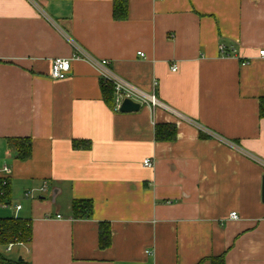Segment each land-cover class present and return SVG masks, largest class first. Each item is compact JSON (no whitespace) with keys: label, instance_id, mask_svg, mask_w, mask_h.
Wrapping results in <instances>:
<instances>
[{"label":"crops","instance_id":"obj_1","mask_svg":"<svg viewBox=\"0 0 264 264\" xmlns=\"http://www.w3.org/2000/svg\"><path fill=\"white\" fill-rule=\"evenodd\" d=\"M220 43L237 57H221ZM76 46L166 108L120 112L115 93L109 107L103 69ZM260 49L264 0H127L122 19L113 0H0V168L31 224L16 255L29 264H210L223 253L225 264H264ZM58 57L71 69L52 79ZM158 124L174 125L175 138L155 139ZM10 138L31 141L29 158H16ZM42 184L49 201L24 196ZM74 199L91 200L90 218L72 217Z\"/></svg>","mask_w":264,"mask_h":264},{"label":"trees","instance_id":"obj_2","mask_svg":"<svg viewBox=\"0 0 264 264\" xmlns=\"http://www.w3.org/2000/svg\"><path fill=\"white\" fill-rule=\"evenodd\" d=\"M127 0H113V16L115 19L126 17ZM101 92L104 102L112 108L113 106V84L101 78ZM259 117H264V97L259 99L258 107ZM176 128L174 125L158 124L155 126V139L172 140L175 138ZM8 145L16 153V158L25 160L31 155L32 143L29 139L10 138ZM84 145V144H83ZM74 147L79 144L74 143ZM2 179V177H0ZM8 186L3 189L4 194L0 196V201L9 200L10 196V177ZM0 187V191H1ZM71 215L73 218H90L92 213V202L89 199H74L71 202ZM98 243L100 248H105L110 244V227L109 223L101 221L98 223ZM31 239V224L29 219L13 216L0 217V248L7 247L9 244L27 243ZM210 264H225L224 254L211 256L208 258ZM0 264H29L25 260H8L0 253Z\"/></svg>","mask_w":264,"mask_h":264},{"label":"built area","instance_id":"obj_3","mask_svg":"<svg viewBox=\"0 0 264 264\" xmlns=\"http://www.w3.org/2000/svg\"><path fill=\"white\" fill-rule=\"evenodd\" d=\"M218 53L221 57H237V48L233 44L227 45L224 43H220L217 46ZM76 51L78 52L79 56H85L90 61L96 62L102 69V74L104 76V79L111 81L114 88L115 93V108L119 109L120 104L125 98H130L131 100L138 102L140 105L145 104L147 106H150L152 108L154 107H162L166 108V105L161 102L156 95L152 93H145L141 91L140 89L134 87L133 85L127 83L126 81H123L113 75L107 66V60L101 59V60H94L89 55H84L83 50L76 46ZM140 56H143L142 52L137 53ZM258 55L262 58H264V49H260L258 51ZM77 57V55H76ZM242 63H246V60H242ZM71 69V62L69 59L65 58H54L51 64V68L49 71V76L52 79H63L65 78ZM177 67L175 64L171 66V71H176ZM143 165L146 167H152V162L150 159H144ZM0 187L2 188L0 191V196L4 194L3 189L8 186V178L10 177V169L6 165H3L0 168ZM46 190L45 184H42L40 187L35 189H30L29 191H26L24 193L25 197H34L36 195H39L40 193H43ZM0 208L3 209H9L12 208L14 210V218H17V213L21 209V205L19 203H12L9 200H2L0 201ZM231 219H237V214L235 212L230 213ZM12 244H9L7 247L9 248ZM7 248V249H8Z\"/></svg>","mask_w":264,"mask_h":264},{"label":"rangeland","instance_id":"obj_4","mask_svg":"<svg viewBox=\"0 0 264 264\" xmlns=\"http://www.w3.org/2000/svg\"><path fill=\"white\" fill-rule=\"evenodd\" d=\"M50 191H51V185L48 186V189L46 191H44L43 193H40L39 195H42L43 194V196L45 197V199L49 201L50 200L49 199ZM3 210H4L3 208H0V212L1 213H3V214H9V210L10 209L7 210V211L6 210L3 211ZM18 250L24 251V248L22 246L17 245V244H12L10 246V251H6L5 248H2V249H0V253L4 257H12L14 260H18L19 255H16V253L18 252Z\"/></svg>","mask_w":264,"mask_h":264},{"label":"water","instance_id":"obj_5","mask_svg":"<svg viewBox=\"0 0 264 264\" xmlns=\"http://www.w3.org/2000/svg\"><path fill=\"white\" fill-rule=\"evenodd\" d=\"M140 108V104L131 100L130 98H125L120 104L119 111L120 112H133L137 111ZM262 201L264 203V175L262 176ZM22 258L19 257L18 260Z\"/></svg>","mask_w":264,"mask_h":264}]
</instances>
